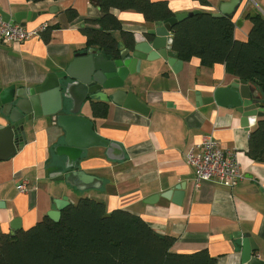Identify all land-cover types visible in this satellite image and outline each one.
I'll return each mask as SVG.
<instances>
[{
    "label": "crops",
    "instance_id": "crops-1",
    "mask_svg": "<svg viewBox=\"0 0 264 264\" xmlns=\"http://www.w3.org/2000/svg\"><path fill=\"white\" fill-rule=\"evenodd\" d=\"M151 1H165L174 15H186L216 14L220 4L230 0H206L208 4L199 0ZM68 9L79 14L72 25L65 15ZM0 11L11 17L33 13L36 16L31 21L21 23L29 30L60 26L51 32L48 41V34L34 36L23 44L0 40V89L14 87L17 91L43 83L51 73L64 71L77 54L87 49L83 29H99L90 21L102 16L91 0H0ZM257 11L264 14V0L242 2L233 17L237 40H248L252 25L245 15ZM112 13L127 33L140 36L148 30L142 14L116 9ZM112 35L123 42L122 31ZM169 55L176 57L172 51ZM237 79L226 72L224 65L207 68L196 58L183 63L176 74L161 59L144 62L140 73L129 76L123 89L149 107L152 116L110 102L107 116L96 118L92 108L85 105L83 115L107 144L86 149L77 167L101 179L100 189L80 191L65 182L52 181L51 174L62 170L57 164L65 163L67 158L61 148L66 147L65 133L53 127L49 118L39 119L36 133H28V143L5 161L0 141V202L4 203L0 208V231L11 236L14 231L17 234L31 229L48 216L54 201L63 197L73 205L89 198L104 203L108 213L130 211L158 234L174 237L176 253L193 254L206 249L217 264H243L241 243L250 235L258 247L256 255L264 261V162L252 160L247 153L250 133L262 118L244 128L231 106L209 102L217 89ZM255 88L262 105L261 90ZM197 92L205 99L201 106ZM4 123L0 117V130ZM206 137L237 154L244 179L234 189L207 182L196 190L194 169L186 163L185 155ZM24 183L27 193L18 190Z\"/></svg>",
    "mask_w": 264,
    "mask_h": 264
},
{
    "label": "trees",
    "instance_id": "trees-1",
    "mask_svg": "<svg viewBox=\"0 0 264 264\" xmlns=\"http://www.w3.org/2000/svg\"><path fill=\"white\" fill-rule=\"evenodd\" d=\"M46 0H28L39 3ZM56 1V0H53ZM208 4L206 0H199ZM102 16L83 29L87 49L96 48L117 58L118 42L112 35L122 31L127 47L134 45L132 33L123 31L121 21L112 13L142 14L148 29L156 22H168L177 16L165 1L151 0H91ZM69 24L79 20L74 9L65 12ZM251 22L247 41L235 38L233 19L216 18L211 13H197L178 22L172 28V51L184 63L199 59L201 66L212 68L224 65L226 72L250 85L258 87L263 95L264 107V14L247 13ZM50 26L40 35H49L59 29ZM108 103L94 102L92 113L105 118ZM248 155L252 160L264 162V118L250 133ZM176 239L158 234L141 217L130 211L115 210L108 213L106 205L89 198H81L62 212L58 223L48 216L29 230L15 236L0 231V264H217L208 250L193 254H179L174 250Z\"/></svg>",
    "mask_w": 264,
    "mask_h": 264
},
{
    "label": "water",
    "instance_id": "water-1",
    "mask_svg": "<svg viewBox=\"0 0 264 264\" xmlns=\"http://www.w3.org/2000/svg\"><path fill=\"white\" fill-rule=\"evenodd\" d=\"M244 0H230L221 3L216 18L233 19ZM177 15L168 22H156L154 26L140 36H134V45L127 47L124 40L119 45L117 58L90 48L75 56L73 62L61 72L51 73L46 80L33 87L17 91L14 87L0 89V117L4 127L0 130V141L5 152L3 161L13 157L28 143V133L35 134L36 122L49 118L53 127H59L65 133L63 156L66 162L57 164L62 170L51 174L53 182H65L80 191L100 189L103 181L88 175L77 167V160L84 151L93 146L107 143L94 131L92 122L83 115V107H92L94 102L113 103L130 111L150 117L153 111L140 102L132 93L124 89L129 76L140 73L144 62L165 61L174 73H179L183 61L171 57L172 28L188 16ZM33 13L21 12L14 17L0 11V17L7 23L31 21ZM24 26V25H23ZM173 53V51H172ZM197 101L205 102L197 92ZM226 103L240 116L242 127L249 128L264 118V107L260 103L256 88L248 82L237 79L226 87L215 91L209 102ZM109 146V145H107ZM58 153V151H57ZM59 154V153H58ZM181 190V188H178ZM72 205L67 197L55 200L48 214L50 220L58 223L64 209ZM4 203L0 202V208ZM15 231L11 236H15ZM241 260L243 264H264L256 253L258 247L250 235L242 239Z\"/></svg>",
    "mask_w": 264,
    "mask_h": 264
},
{
    "label": "built area",
    "instance_id": "built-area-1",
    "mask_svg": "<svg viewBox=\"0 0 264 264\" xmlns=\"http://www.w3.org/2000/svg\"><path fill=\"white\" fill-rule=\"evenodd\" d=\"M48 27V25H43L37 30H29L19 23L4 22L0 17V40L6 44H23L30 38L40 35ZM185 160L194 169L196 190L207 182L234 189L244 179L237 154L222 148L210 137L195 144L186 153ZM26 184L18 187L21 193H27Z\"/></svg>",
    "mask_w": 264,
    "mask_h": 264
}]
</instances>
